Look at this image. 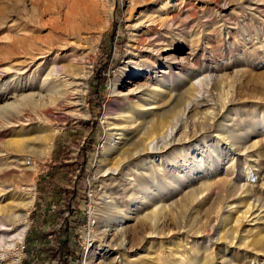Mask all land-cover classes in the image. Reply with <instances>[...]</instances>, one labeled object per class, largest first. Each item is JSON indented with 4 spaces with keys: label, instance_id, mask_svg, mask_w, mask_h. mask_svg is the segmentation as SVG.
<instances>
[{
    "label": "rangeland",
    "instance_id": "rangeland-1",
    "mask_svg": "<svg viewBox=\"0 0 264 264\" xmlns=\"http://www.w3.org/2000/svg\"><path fill=\"white\" fill-rule=\"evenodd\" d=\"M80 1L97 18L91 35L99 34L84 115L53 124L57 132L46 160L39 153L46 143L35 136L43 121L0 134V169L10 173L0 191L8 190L10 199L29 198L30 180L5 164L14 154L9 143L26 135V161L41 165L19 264H55L49 247L57 239L72 248L69 264H83L86 253L91 264H101L104 253L112 264H264V0ZM57 2L0 0V8L22 34L28 15ZM150 20L167 21L150 40L185 58L161 82L178 90L180 133L160 153L159 169L142 171L141 156L120 172L97 174L107 123H119L130 103L125 95L131 84L117 75L133 51L130 25ZM101 22H108L103 29ZM210 74L209 87L199 85ZM187 77L196 83L189 93ZM112 83L119 85L109 98ZM190 103L185 118L181 110ZM139 138L135 134L133 141ZM122 226L128 229L126 250L113 236ZM103 232L108 238H101Z\"/></svg>",
    "mask_w": 264,
    "mask_h": 264
},
{
    "label": "bare ground",
    "instance_id": "bare-ground-1",
    "mask_svg": "<svg viewBox=\"0 0 264 264\" xmlns=\"http://www.w3.org/2000/svg\"><path fill=\"white\" fill-rule=\"evenodd\" d=\"M28 16L22 25L25 32L21 34L15 31L17 21L11 19L12 14L6 13L4 7L0 8V34L6 33L0 37V82L4 84L3 93L0 94V134L8 129H23L30 122L43 121L49 129L43 131L44 123H41L39 126L43 129L36 132L35 136L36 140L46 143V148L39 152L43 160H46L50 154L52 138L57 132L53 124L68 118H79L85 113L87 73L92 66L99 34L91 35L90 29L97 26V18L92 17L89 6L80 0H58L52 10L34 11ZM110 17L111 13L107 15V18ZM107 23L101 22L98 25L103 29ZM164 23L167 21L150 20L147 26L130 25L133 51H130V60L117 72L118 78H127L131 84L125 95L130 103L126 110L119 112V123H107L97 174L120 172L134 158L141 156L146 160L142 163V171L152 166L159 169L163 165L159 159L160 153L176 144L180 133L178 90L173 82H167L166 86L161 82L170 77L173 64L185 58H178L176 52H169L164 45H157V40H150L151 34L155 37L160 33L159 29ZM211 77L210 74L199 85L209 87L213 80ZM187 79L189 93L196 89V83H193L192 78ZM118 85L111 84L109 98L117 94ZM108 102L106 117L110 115ZM190 110L191 103L183 107L181 115L187 118ZM135 134H140V138L133 141ZM25 137L22 136L20 142L14 140L9 143L14 154L6 157L5 164L30 180V185L25 189L29 198L17 202L8 197L10 192L5 188L0 191V194H5L0 195V264H19L20 244L32 206L33 182L41 169L37 162L26 161L29 145ZM109 158L115 161L111 166L107 161ZM9 175V172L0 169V181ZM16 207L19 209L16 210ZM127 230V227L122 226L120 230L114 231L113 236L121 240L120 249L126 250ZM108 235L103 232L101 238L106 239ZM104 255L106 253L101 256V264H112L102 259ZM89 259L86 253L83 264H91ZM140 261L136 259L135 264Z\"/></svg>",
    "mask_w": 264,
    "mask_h": 264
},
{
    "label": "trees",
    "instance_id": "trees-1",
    "mask_svg": "<svg viewBox=\"0 0 264 264\" xmlns=\"http://www.w3.org/2000/svg\"><path fill=\"white\" fill-rule=\"evenodd\" d=\"M49 249L53 252L52 255L56 260L55 264H69L68 260L73 256V251L67 241L57 239Z\"/></svg>",
    "mask_w": 264,
    "mask_h": 264
}]
</instances>
